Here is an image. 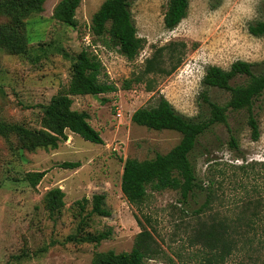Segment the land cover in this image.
<instances>
[{
	"label": "rangeland",
	"instance_id": "1",
	"mask_svg": "<svg viewBox=\"0 0 264 264\" xmlns=\"http://www.w3.org/2000/svg\"><path fill=\"white\" fill-rule=\"evenodd\" d=\"M58 1L46 0L40 14L23 20L29 59L0 50V119L40 129L38 106L67 87L71 57L83 48L98 58L117 90L96 98L70 97L71 109L87 114L103 144L66 132V140L54 150L27 151L13 137L0 136V264H91L97 254L129 251L142 229L157 246L147 264H264V93L251 106L259 127L256 141L245 111L229 113L227 125H215L198 140L189 160L202 190L182 202L175 190L148 189L138 207L120 191L126 158L151 159L180 140L176 132L133 124L135 110L154 106L162 96L182 116L202 118L207 108L201 80L208 66L228 69L240 59L253 64L255 72L264 66V35L248 31L249 25L264 22V0H189L186 17L170 31L163 26L166 0H131L136 34L144 41L133 61L91 35V17L103 0H80L75 28L52 18ZM4 23L7 19L0 18ZM170 42L185 46L177 68L168 75L150 73L144 82L123 89V81ZM242 82L240 77L230 84ZM208 96L219 105L228 99V93L215 88ZM230 137L237 149L229 145ZM62 162L80 166L63 169ZM42 171L45 175L32 187L27 174ZM54 188L64 194L57 211L45 199ZM101 193L110 215L87 216L92 196ZM77 202L84 204L82 212ZM220 227L227 228L229 239L205 237L212 232L218 238ZM108 229L110 237L99 244L82 239Z\"/></svg>",
	"mask_w": 264,
	"mask_h": 264
},
{
	"label": "trees",
	"instance_id": "2",
	"mask_svg": "<svg viewBox=\"0 0 264 264\" xmlns=\"http://www.w3.org/2000/svg\"><path fill=\"white\" fill-rule=\"evenodd\" d=\"M45 1L0 0V18L7 19V23L0 24V50L29 59L30 48L27 37L23 34V20L28 16L40 14ZM219 1L213 0L215 4ZM130 2L131 0H103L92 15L89 28L94 39L99 40L104 46L111 44L126 60L133 61L142 50L144 41L137 37L130 13ZM79 3L80 0L58 1L53 8L52 18L75 28L77 25L75 12ZM188 5L189 0H166L163 14V26L166 30H174L186 17ZM248 31L255 37L264 35V22L249 25ZM184 47L183 43L170 42L155 49L152 55L145 59L143 67L133 71L130 77L123 81V89H129L132 83L144 82L150 73L168 75L174 71L180 64ZM71 60L67 87L63 92L53 96L47 104L38 106L42 114L41 128L30 129L0 119L1 137L6 140L13 137L20 148L27 151L54 150L60 142L66 140V132L96 145L103 144L99 133L88 123L87 114L71 109L70 97L97 96L115 92L117 89L107 81L98 58L85 48L71 57ZM166 62L169 63L168 67L165 66ZM240 77H243L242 83L230 84L232 80ZM201 84L204 88L201 99L207 108V113L202 118L189 119L182 116L162 96H159L154 106L138 108L131 114L130 120L133 124L154 131L176 132L180 135V140L165 154H155L153 158L141 161L134 158H126L123 161L120 191L130 205L141 206L146 200L148 189L155 192L175 190L179 192L182 202L194 190H202L203 187L196 179L189 155L198 140L212 127L218 124L227 125L229 113L245 111L251 140L258 139L259 127L251 106L254 100L264 93V66L255 72L253 64L241 59L233 62L228 69L208 66ZM212 88L228 93V99L223 105L217 104L208 96V90ZM229 145L238 148L237 141L233 137H230ZM79 166L78 162H62L59 165L63 169H75ZM44 175L45 171L29 173L26 180L34 187ZM63 196V192L58 188L48 191L45 195L48 208L51 211L60 210L63 207ZM104 198L102 193L92 196L91 209L87 216L110 215L104 206ZM82 202L85 204L87 200L83 199ZM77 204L82 212L84 204L81 202ZM220 229L218 238L212 232H208L205 237L209 240L214 238V242L222 238L229 239L227 228L220 227ZM110 234L111 230L108 229L94 235H86L82 239L99 244L108 239ZM133 240V246L129 251L115 253L109 250L97 254L91 264H147L146 260L154 259L157 246L150 232L142 229ZM227 245L222 244L224 252L227 251Z\"/></svg>",
	"mask_w": 264,
	"mask_h": 264
},
{
	"label": "water",
	"instance_id": "3",
	"mask_svg": "<svg viewBox=\"0 0 264 264\" xmlns=\"http://www.w3.org/2000/svg\"><path fill=\"white\" fill-rule=\"evenodd\" d=\"M93 97H95V98H96L97 96L95 95V96H93Z\"/></svg>",
	"mask_w": 264,
	"mask_h": 264
}]
</instances>
